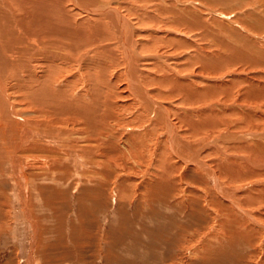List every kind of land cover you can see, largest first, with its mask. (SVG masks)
Masks as SVG:
<instances>
[{
	"label": "rangeland",
	"instance_id": "obj_1",
	"mask_svg": "<svg viewBox=\"0 0 264 264\" xmlns=\"http://www.w3.org/2000/svg\"><path fill=\"white\" fill-rule=\"evenodd\" d=\"M95 1L117 8L133 27V46L138 57L135 58L138 59L136 72H139L134 73V78L164 108L175 139L172 142L164 124L168 120L163 122L160 108L157 112L160 117L156 114L152 122L147 120L149 109L136 96V87L132 86L128 73L127 55L109 18L106 27L110 30L106 34L110 39L95 43L93 48L89 46L82 54L94 57L93 76L99 74L101 67L105 69L95 61L105 52L107 67L102 83L107 82L106 94L111 104H115L111 109L115 117L107 118L106 133L91 141L79 135L80 126L86 124L75 125L76 120H82L77 115L78 104H93L94 99L102 102L96 100L99 98L108 102V98L80 76L87 61L80 59L81 51L69 53L68 61L63 62L51 57L39 61L38 56L46 54L42 49L33 55L27 50L15 49V61L6 66L8 75L3 76V85L9 101L16 105L19 119L25 120L32 129L72 132L67 138L60 137L62 146L55 148L69 153L71 144L76 143L73 138L79 137V143L84 141L79 144L84 148L81 158L89 165L85 162L82 168L86 179L46 178L39 185L36 180H41L45 170L40 169L42 159L37 156L42 154L26 155L25 174L35 179L29 180L27 187L32 217L40 223L37 238L16 199V185L7 170L9 166L0 165V203L8 196L0 207V264H30L31 258L32 264H264V150L255 148L259 143L264 146V66L252 63L251 56L246 57L239 49L241 45L264 49V0ZM69 3H64L66 9L78 17L81 25L71 20L69 24L73 28L85 33L88 22L98 24L94 18L98 14L87 16L84 7L79 9ZM173 7L174 11L188 9L204 15L208 26L204 28L216 27L221 32L219 47L209 44V38H206L209 42L199 39L198 31H190L194 24L189 21L186 25L175 22L168 12ZM6 37L0 41L9 47L16 44L10 34ZM39 38L41 42L47 40L43 34ZM61 40L60 44L64 42L65 46L70 41L66 37ZM186 40L193 45L188 46L184 43ZM225 40L230 41L228 48L239 45L236 50L240 51L239 56L225 61L215 71L190 57L200 50L203 56L211 53L225 59L229 51L220 47ZM52 42L53 39L49 46H55ZM43 44L44 48L49 47L48 43ZM11 52L3 51L6 56H11ZM51 62L62 70L52 79ZM29 73L36 76V81L26 82L25 75ZM48 79L52 80L49 90L36 92L38 84ZM91 79L97 80L96 76ZM202 88L211 89L216 95L203 101L194 100L195 93ZM23 89L27 95L21 99ZM31 100L40 107L35 108L33 104L28 107L26 101ZM102 108L100 113L108 106ZM5 112L0 107V123L18 120L20 130L21 121ZM90 114L87 116L93 121L97 115ZM199 121L215 125L194 128ZM96 124H88L87 132L91 127L97 130ZM152 128V134H144V142L132 147L133 153H130L127 142L133 141L132 136ZM100 136L106 139L101 140ZM9 138V145L2 147L4 163L6 154H17L12 148L19 137L13 134ZM99 159L107 165L106 177L90 180L92 163L101 162ZM28 160L36 169L29 168ZM102 180L104 183L100 184Z\"/></svg>",
	"mask_w": 264,
	"mask_h": 264
},
{
	"label": "bare ground",
	"instance_id": "obj_2",
	"mask_svg": "<svg viewBox=\"0 0 264 264\" xmlns=\"http://www.w3.org/2000/svg\"><path fill=\"white\" fill-rule=\"evenodd\" d=\"M240 1H242V0H239V2ZM67 2L72 3V5H74L76 8H79V9L84 7L85 14L87 16L93 17L94 13L98 14V16H94V18L97 19L98 24L96 22H93V21L88 22L89 23L88 27L90 29L86 27L87 29L84 30L85 33H83V31H80L81 29H79L77 27L73 28L69 24V23H71V20H72V22H73V20L76 21V24L78 26H81V25L79 23L78 17H75L74 13L69 12V9L68 10L66 9L64 3H67ZM28 3H31L33 6L28 7L27 6ZM178 10L174 11V7H173L172 9H170L168 11V12H170L171 17L173 18V20L175 22L178 21L177 23H181L183 25H186L185 22L189 21L190 23L194 24V28L193 29L191 28L190 31H193V32L198 31V32H196V35L198 33L197 36L199 37V39H203V40L207 41L208 39H206V38H209L210 39V42L208 40L209 44L212 43V44L217 45L219 47V45L221 43V42H219V39H220V36L222 37V35H220L221 32H218V28H216V27L211 28L209 30L207 28L208 26L205 25L207 23L204 21V15L199 13V11H195V12L189 11L188 12V9H184V11L182 10L180 12V10L179 11ZM80 13H84V12L81 11ZM100 13H102V14H100ZM100 15H102V16H100ZM74 18H76V19H74ZM107 18L110 19V20L108 19L109 20L108 22H109V24H111L113 31L116 33V36L118 37V39L122 45V48H124L125 53L127 55L128 68H129L128 73H129L130 80L133 83L132 86L136 87V96L145 105L144 107L149 109L148 110L149 112H147L148 113L147 114V117H148L147 120H150L152 122L153 118L156 119V114L159 116V114L157 112H159V108H160L162 113H163L162 114L160 112L161 113L160 116L163 115V117H161L163 122L168 120V122L166 121V123H164V124H167L166 127H167V129L171 135V140L173 142L175 139V135H174L175 133L173 131L172 124L169 121V117L166 114V111L164 110V108L162 110V106L156 100H154L152 97H150L147 90L145 88H142L140 83H138V81H136V79L134 78V75H135L134 73H137L136 71L138 68L135 60H138V59H135L137 57V54H136L137 52L135 51L134 46H133V35H132V31L134 30L133 27L131 26L130 23H128L129 21L126 20V18H124L120 14V12H118L117 8H113V7L109 6V4L108 5L107 4L99 5L97 3V1H95V0H0V39L4 38L8 34H10L16 40L15 41L16 44L12 45V47L11 46L9 47L8 43L6 44L5 42L0 41V58H2V59H0V63H3V65H4V66H1V64H0V107H1V111L5 112V110H7L5 113L9 112L8 114H10V115L12 114V116L14 118L19 119V114L15 110L16 105L13 104L11 101H9L8 93L6 92L4 85H3L4 84L3 83V80H4L3 76L8 75L7 73H5L6 72L5 68L8 65V63H10V62L13 63L12 60L15 59L14 55H16V54H14L15 49H17V51H19L20 49L25 50V51L27 50V51L31 52V53H29L30 55H33V53H35V51H37L38 49H40V50L42 49V50H45L46 54H44V56L39 55L38 56L39 61H42V59H50L49 57H51V58H56V60H59V59L63 60V62L68 61L67 59H68L69 53H73V52L78 53L81 51V53H79L80 59L85 58L87 61H86V63H84V66H83V69H84L83 70L84 71L83 76L81 74H80V76L83 79H87V81L89 80L88 82H90V85L92 88H96L97 90H100L103 94L105 93V98H108V102L105 99L99 98L96 100H101L103 103L99 102V101L95 102L94 101L95 99L93 100V104L90 103L87 105V104H84L85 103L84 102L83 105H79L80 104L79 103L78 106L80 107V109H78L77 115L82 116V120H79V119L76 120V121H78V123L75 125H77L79 127L81 125V123L86 124L85 126L82 125L83 128L80 126V129L78 130L80 132V134L78 133L80 135V137L82 139H85V140L87 139V140L91 141L94 137L98 136L99 134H101L103 132L106 133L104 130L108 129L107 124H109L106 122L107 118L108 117H112V118L115 117L112 115L113 112H111V109L114 108V107H112L113 103L111 104V101H110L108 95L106 94V91L108 90L107 89L108 85L106 84L107 82H105V84L102 83V80H103V78H105L104 75L106 73V67H107L106 57L107 56H105V52H103L104 54L101 53L99 56H98V54H96L98 57L95 58V61L97 60L98 64L103 65V67H105V69H103L100 66L101 68H100L99 74L94 73V75L92 76L93 70L91 69V65H93L92 60L94 59V57L89 56L90 58H87L86 55H88V53H85V56L82 54L84 53L85 49L88 48L89 46L92 45L91 48H93V45H95V43H97V45H98L99 41L101 42V41H105V40L110 39L109 37H107L108 34H106V32H109L108 30H110L106 27V26H108ZM26 20H28V21H26ZM102 23H105V26L102 25ZM250 23H252V22H250ZM259 23H261V22H259ZM67 24H69L70 26H67ZM84 24H86V20H85ZM205 26H207L206 28L208 30L204 28ZM32 27H34V30H32ZM211 27H213V26H211ZM26 28H29V29H26ZM105 28H107V29H105ZM219 29H221V28H219ZM222 30H223V28H222ZM260 31H262V30H260ZM40 34L41 35L43 34V36H45L47 38V40H45L44 42H41L40 38H39ZM63 37H66L70 40V41L67 40V42H65L67 44V46H65L64 42H62L63 45H62V43L60 44V41H63V40H61V39H63ZM110 37L112 38L111 35H110ZM154 37H157V36H154ZM6 38L9 39L8 37H6ZM51 39L54 40V42H52V44L55 46H52V45L49 46L50 45L49 42H51ZM45 42L48 43V46H49L48 48H44L45 46L43 43H45ZM223 42H224V44H222L220 47H222V49H223V47H226V49H225L226 52L229 51L228 55L225 59L221 58L220 55H215V54H211V53L207 54V56H203L200 50H198V52L194 53V56L190 55V57L192 58V60H197L198 62H199V60L202 61L203 66H206V68H212V71H213V69L215 71L219 67H222L223 64H225V61L233 60V57L239 56L238 53L240 51H236L238 49L239 45L234 44V47L228 48L226 45L229 44L230 41L225 40ZM101 43H99V44H101ZM149 43H148V45H149ZM184 43H187L188 46L193 45L189 40H186V42H184ZM193 43H195V42H193ZM56 45H58V46H56ZM4 49H6L8 51H12L11 52L12 54H10L11 56L4 55V53H3ZM59 49H60V51L61 50L62 51L59 52ZM239 49L244 51L242 53H245L247 55L246 57L251 56V58L250 57L249 58L251 59L252 63L261 64L264 66V49H262V48L260 49V48L252 47V46L246 47L244 45H241ZM86 51H87V49H86ZM98 59H101V60H98ZM46 62H49V61L47 60ZM189 62H186V63H189ZM14 63H16V62H14ZM158 65H156V66H158ZM180 65H182V64H180ZM20 66H22V65H20ZM49 67H50V69H49L50 73H52V76L50 74L51 79L54 77V75L57 72L59 73L62 71L59 69L58 64H56L54 62H51ZM2 69H4V70H2ZM25 76L27 77L26 82L36 81V76L33 73H29L28 75H25ZM94 76H96V78H97L96 81H94V80L92 81V79H91V78H94ZM12 77L14 78V75ZM15 77H17V76L15 75ZM31 78H33V80ZM51 79H48V81L42 80L41 83L38 84V88H37L36 92H38L39 90L42 91V89L44 91L46 90V88L48 89L49 86L52 84ZM139 79H141V78H139ZM154 82H159V81L154 80ZM27 85L31 86L30 84H27ZM130 85H131V82H130ZM24 90L25 89L22 90L23 94L21 93V96H20L21 99H23L24 95H27L24 92ZM97 90H96V92H97ZM50 91H51V89H50ZM94 91H95V89H94ZM111 91H113V89ZM196 92H197V90H196ZM97 93H99V91ZM53 94H55V93H53ZM94 94H95V92H94ZM98 95H100V93ZM190 95L194 96V94H192V93ZM214 95H216V94L212 93L211 89L202 88L201 90H199V92L195 93V96H194L195 99L194 100H196V98H197V99L203 101V100L209 99L210 97H212ZM48 98H49V96H48ZM50 98H51V96H50ZM26 102H27L28 107H31L30 106L31 104H33L35 106V108L40 107V105L38 106L37 102H35L33 100L26 101ZM104 105L108 106V108L104 112L100 113L99 111L100 110L102 111V109H103L102 106H104ZM113 105H115V104H113ZM217 108H219V107H217ZM217 108H216V110H218ZM39 109L40 108H38L37 110H39ZM42 111H44V110L42 109ZM73 111H77V110H73ZM86 111H88V113H87L88 115H89V112H91L90 115H92V116L97 115L96 117L93 118V121H92V118L90 116L88 118L87 114L84 113ZM66 113H69V112H66ZM74 113H76V112H74ZM57 114H61V113H57ZM0 115H1V113H0ZM64 117H65V115H64ZM67 119H69V118H67ZM19 120L21 121L20 127H22L20 130H19V125L17 123L18 120H16V121H14V120L9 121L8 120L6 123H4L3 121L0 123V143H1V145H0V162H1L0 165L3 168L5 167L4 164H6V167L9 166L7 168V170L9 169L10 173L12 174L11 178L14 180L15 185H16V195H17L16 199L18 200V203H19L21 209L23 210L22 214L26 217V219H28V221L31 222V227L33 228V231H35V235H36L35 237L37 238L38 231L40 228V223L32 217V215L34 213L31 212V209H30L31 207H29V204H28L29 188L27 187L29 180H31V179L35 180V179H33L32 177H30V178L27 177L28 175L26 176L25 171H24L25 170L24 158H26V155L28 156L30 153L42 154V156H37L38 159H42V164H41L42 167L40 169L45 170L44 172L42 171V177L40 176L41 180L40 179H38L39 181L36 180V183H39V185L42 184L40 182L44 183L46 178H50L53 181L62 180L65 176L66 177L67 176H73L75 178L79 177V178H85L86 179L87 178L85 176L86 172H82V170H84L82 168H84V166L87 162L83 161V159L81 158L80 153L82 150H84V148L82 146H79V144H84V141H83V143L81 141H80L81 143H79V139H78L79 137L76 136L77 138L76 139L73 138V140H76L75 142L77 144L76 143L71 144L72 147L69 148L70 149L69 153L58 151V149L61 148L60 145L62 146V142L60 144V140H61L60 137H64V138L66 137L67 138V137L71 136L70 134L72 132L70 133V132L60 130V129H54L51 127H49V128H51V130H48V131L45 130L44 128H42V130L38 129L40 127H38L37 129H32V128L28 127V123L25 120H23V119H19ZM70 120H69V122H70ZM93 122L97 123L95 126L96 128L98 127L97 130L95 129L96 133H95V131H93V128L91 126L90 127L92 130L87 132V130L89 128L88 124H92ZM212 122H215V120ZM67 123H68V121H67ZM5 124L6 125L8 124L9 126H6ZM198 124H201V125H198ZM198 124L195 125L194 128L204 129L203 127L207 128L209 126L215 125L214 123H209L206 121H201ZM153 125H155V123L151 124V126L154 128ZM42 126H43V123H42ZM66 128H67V126H66ZM153 128L149 129V130L146 129L144 132H138L137 135L132 136V137H134V138H132L133 141L127 142L130 145V147L128 146V148L130 149V153H133V150H131L132 147H134V146L138 147V145H140L144 142L145 138H142V136L144 134H149V133L152 134ZM13 134L15 136L17 135V138L19 137L18 142H16V144L13 145V143H12L13 148H14V149L12 148V150L14 151V153L16 152L18 155L12 154V156H11V154H9V155L6 154L8 156V158L4 163L5 159L3 158L4 152L2 150L3 149L2 147H3V145L6 147L9 145L8 144L9 139H10L9 136L11 137V135H13ZM72 137H75V136L72 135ZM99 138L101 140L106 139V138L101 137V136ZM94 139H96V138H94ZM67 140H70V138ZM11 141L15 142L13 140H11ZM67 142H69V141H67ZM136 143H138V144H136ZM28 144H31L30 147L28 146ZM105 144H107V143H105ZM57 145L59 146L58 149L55 148ZM255 148L259 151L264 150V146L262 147L260 145V143H259V145L257 144V147H255ZM106 149H108V148H106ZM9 150L10 149H8V151ZM4 151H5V149H4ZM8 151H6V153ZM18 152H20V153H18ZM134 153H136V152H134ZM99 160H101V159H99ZM104 160H106V159H104ZM95 161H97V160H95ZM27 162H28L27 165H29L30 169H36L34 163H32L30 160H28ZM103 162L104 161L101 160V162L92 163V166L94 167L92 169H94V170L91 172V174H89L90 172L88 173V178H90V180H95V179L98 180L100 177H102V175H104V177H106L105 175H106L107 171L106 172H104V171H105V168L107 165H106V163H103ZM186 162H188V160ZM87 165H89V163H87ZM67 166L70 169L66 168ZM47 168L50 171H46ZM96 168L98 171H95ZM35 172H37V171H35ZM46 173H47V175H46ZM36 183H34V184H36ZM103 183H104V181L102 180L100 184H103ZM37 186L38 185L36 184V187ZM40 193H41V189H40ZM3 195H5V194L3 193ZM37 196L38 195L36 194V197ZM4 198H5V200L1 201L0 207L6 203L8 196L5 195ZM32 204H33V201H32ZM36 238H35V240H36ZM29 262H30V264H32V258L30 259Z\"/></svg>",
	"mask_w": 264,
	"mask_h": 264
}]
</instances>
